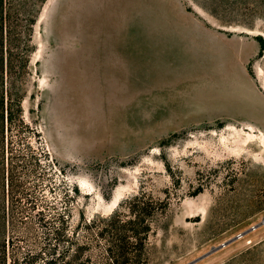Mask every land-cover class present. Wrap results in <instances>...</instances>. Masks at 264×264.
<instances>
[{"label":"rangeland","instance_id":"rangeland-1","mask_svg":"<svg viewBox=\"0 0 264 264\" xmlns=\"http://www.w3.org/2000/svg\"><path fill=\"white\" fill-rule=\"evenodd\" d=\"M40 13L23 100L36 153L16 146L24 191L6 186L8 214L32 216L40 239V215L129 219L144 190L169 203L148 264H264V226L237 238L264 218V0H48Z\"/></svg>","mask_w":264,"mask_h":264},{"label":"trees","instance_id":"trees-1","mask_svg":"<svg viewBox=\"0 0 264 264\" xmlns=\"http://www.w3.org/2000/svg\"><path fill=\"white\" fill-rule=\"evenodd\" d=\"M47 1L0 0V264H148L147 243L153 222L166 212L169 203L144 190L130 201L129 219L120 212L90 219L82 216L73 226L71 205L51 220L40 215V239L32 234V216L17 217L6 210V186L7 194L24 191L18 174L21 149L16 146L30 147L31 154L36 153L29 144V134L37 131L25 120L23 100L36 50L35 25ZM258 40L262 54L264 38ZM20 242L28 244V249Z\"/></svg>","mask_w":264,"mask_h":264},{"label":"built area","instance_id":"built-area-1","mask_svg":"<svg viewBox=\"0 0 264 264\" xmlns=\"http://www.w3.org/2000/svg\"><path fill=\"white\" fill-rule=\"evenodd\" d=\"M262 226H264V218L260 219L258 222L251 224L248 231L240 232L237 235V238H245L249 233L260 229V227H262Z\"/></svg>","mask_w":264,"mask_h":264},{"label":"water","instance_id":"water-1","mask_svg":"<svg viewBox=\"0 0 264 264\" xmlns=\"http://www.w3.org/2000/svg\"><path fill=\"white\" fill-rule=\"evenodd\" d=\"M225 244H226V243H222L221 246H224ZM192 263H193V262H192ZM189 264H191V263H189Z\"/></svg>","mask_w":264,"mask_h":264}]
</instances>
